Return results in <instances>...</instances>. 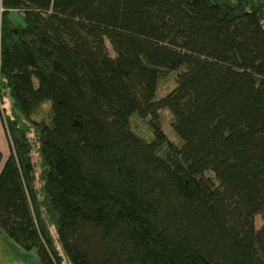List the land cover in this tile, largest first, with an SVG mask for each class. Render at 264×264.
Here are the masks:
<instances>
[{"label":"trees","instance_id":"1","mask_svg":"<svg viewBox=\"0 0 264 264\" xmlns=\"http://www.w3.org/2000/svg\"><path fill=\"white\" fill-rule=\"evenodd\" d=\"M0 116L40 264H264V0H0Z\"/></svg>","mask_w":264,"mask_h":264},{"label":"rangeland","instance_id":"2","mask_svg":"<svg viewBox=\"0 0 264 264\" xmlns=\"http://www.w3.org/2000/svg\"><path fill=\"white\" fill-rule=\"evenodd\" d=\"M12 18L15 22H21L20 18L16 15H12ZM108 49L112 56H114V52L109 43H107ZM173 87V84L166 86L163 92H168ZM160 125L163 131L167 134L168 138L177 145H181V140L177 136L173 128V116L168 110H163L160 112ZM0 149L4 154V161L9 156V142L6 135L5 128L3 126V122L0 116ZM257 229H260L263 222L260 216H257L255 219ZM55 234L54 228L51 229ZM0 234L3 237H0V264H39V259L36 251L26 252L22 250L20 247L15 245L9 237L3 233L0 229ZM8 241L10 244H8ZM57 243V238H55ZM63 264H71L68 256L62 252Z\"/></svg>","mask_w":264,"mask_h":264},{"label":"crops","instance_id":"3","mask_svg":"<svg viewBox=\"0 0 264 264\" xmlns=\"http://www.w3.org/2000/svg\"><path fill=\"white\" fill-rule=\"evenodd\" d=\"M4 233V232H3ZM0 237H3L2 234H0ZM10 239V238H9ZM13 242V241H12ZM8 244H10V242L8 241ZM16 245V244H15ZM19 247V246H18ZM39 259V258H38ZM40 264V263H39Z\"/></svg>","mask_w":264,"mask_h":264}]
</instances>
